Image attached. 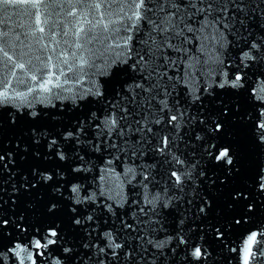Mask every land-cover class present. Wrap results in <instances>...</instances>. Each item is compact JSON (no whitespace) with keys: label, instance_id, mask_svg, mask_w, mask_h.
<instances>
[{"label":"snow or ice","instance_id":"6c2138e0","mask_svg":"<svg viewBox=\"0 0 264 264\" xmlns=\"http://www.w3.org/2000/svg\"><path fill=\"white\" fill-rule=\"evenodd\" d=\"M259 213L264 0H0V264H264Z\"/></svg>","mask_w":264,"mask_h":264},{"label":"water","instance_id":"95a60500","mask_svg":"<svg viewBox=\"0 0 264 264\" xmlns=\"http://www.w3.org/2000/svg\"><path fill=\"white\" fill-rule=\"evenodd\" d=\"M256 80H257V77L253 76L250 79L249 84L250 85L253 84V82H255ZM67 115H70V114H67ZM39 125L41 127L53 128L54 127V122H52L48 118H42L39 121ZM28 126L29 125L27 123H24L22 125H19L16 129L10 128L8 126V123H7V116L5 115V117H4V126H3L5 139L12 138L19 131L20 127H28ZM56 130H58V129H56ZM236 131H238V129ZM247 152L250 154L251 159L255 160L257 158V156H256L257 150L255 149L254 146L248 145L247 146ZM229 190L230 189L227 186H225L223 188L222 196L217 198L215 200V202H214V212L215 211H219V210L224 208V204H225L226 200L228 199L227 193H228ZM262 218H264V213L255 214L252 219L255 222H259ZM220 219H224V216L218 217V220H220ZM251 228H252V224L251 223L248 224V225H243V226H241L239 228H234L229 233V238H228L229 246L230 247H236L237 249H239V247L242 244V241H243L244 237L247 235V232ZM217 256L222 259L224 264H227V261H226V259L224 257H230L231 258V264H239V255H238V253H231L227 249H224L222 251L218 250L217 251Z\"/></svg>","mask_w":264,"mask_h":264}]
</instances>
